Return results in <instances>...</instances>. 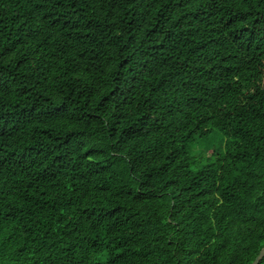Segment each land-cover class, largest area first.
Listing matches in <instances>:
<instances>
[{"label":"trees","instance_id":"trees-1","mask_svg":"<svg viewBox=\"0 0 264 264\" xmlns=\"http://www.w3.org/2000/svg\"><path fill=\"white\" fill-rule=\"evenodd\" d=\"M262 247L264 0H0V264Z\"/></svg>","mask_w":264,"mask_h":264},{"label":"water","instance_id":"water-1","mask_svg":"<svg viewBox=\"0 0 264 264\" xmlns=\"http://www.w3.org/2000/svg\"><path fill=\"white\" fill-rule=\"evenodd\" d=\"M263 256H264V247H262V249L259 251L258 255L256 256V258L254 259V261L251 264H259V262L263 258Z\"/></svg>","mask_w":264,"mask_h":264}]
</instances>
